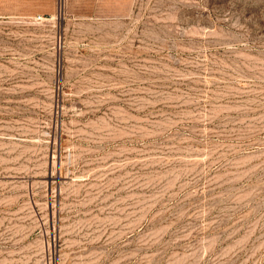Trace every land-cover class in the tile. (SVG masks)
<instances>
[{
  "label": "rangeland",
  "instance_id": "obj_1",
  "mask_svg": "<svg viewBox=\"0 0 264 264\" xmlns=\"http://www.w3.org/2000/svg\"><path fill=\"white\" fill-rule=\"evenodd\" d=\"M0 264H264V0H0Z\"/></svg>",
  "mask_w": 264,
  "mask_h": 264
}]
</instances>
